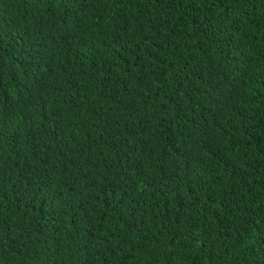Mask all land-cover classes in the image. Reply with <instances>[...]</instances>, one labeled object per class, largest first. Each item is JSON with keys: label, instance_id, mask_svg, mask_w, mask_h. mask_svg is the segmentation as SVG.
<instances>
[{"label": "trees", "instance_id": "1", "mask_svg": "<svg viewBox=\"0 0 264 264\" xmlns=\"http://www.w3.org/2000/svg\"><path fill=\"white\" fill-rule=\"evenodd\" d=\"M0 264H264V0H0Z\"/></svg>", "mask_w": 264, "mask_h": 264}, {"label": "bare ground", "instance_id": "2", "mask_svg": "<svg viewBox=\"0 0 264 264\" xmlns=\"http://www.w3.org/2000/svg\"><path fill=\"white\" fill-rule=\"evenodd\" d=\"M47 86V85H46Z\"/></svg>", "mask_w": 264, "mask_h": 264}]
</instances>
